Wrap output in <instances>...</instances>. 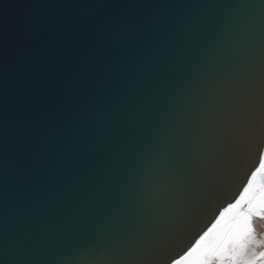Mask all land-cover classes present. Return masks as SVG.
<instances>
[{"label":"water","instance_id":"1","mask_svg":"<svg viewBox=\"0 0 264 264\" xmlns=\"http://www.w3.org/2000/svg\"><path fill=\"white\" fill-rule=\"evenodd\" d=\"M94 2L0 0V74L9 106L19 22L26 16L82 17ZM110 2L138 5L121 11L142 15L171 6L192 24L155 60L131 69L123 106L83 142L89 155L95 147L107 148L90 165H77L73 193L56 204L19 203L9 179L17 166L16 142L6 135L0 199L4 264H97L109 252L130 261L157 253L153 264H170L238 196L258 162L255 150L247 148L252 128L245 100L238 97L229 107L228 102L238 79L264 71V0ZM210 6L224 14L210 18ZM213 158L216 179L202 195L200 168Z\"/></svg>","mask_w":264,"mask_h":264},{"label":"snow or ice","instance_id":"2","mask_svg":"<svg viewBox=\"0 0 264 264\" xmlns=\"http://www.w3.org/2000/svg\"><path fill=\"white\" fill-rule=\"evenodd\" d=\"M130 7L138 5L95 0L82 17L37 21L26 16L19 22L11 106L0 74V199L5 193L3 152L8 134L16 142L17 166L9 179L19 203L51 206L71 195L79 168L107 148L95 147L89 155L83 142L123 106L131 69L155 60L192 24L171 6L150 15L121 11ZM100 8L110 11L100 13ZM207 14L213 18L224 10L210 6ZM241 96L252 128L247 148L255 150L258 162L238 196L220 207L170 264H264V239L256 224L264 220V71L238 79L228 107ZM213 160L200 168L202 195L216 179ZM156 254L130 261L109 252L97 264H153Z\"/></svg>","mask_w":264,"mask_h":264},{"label":"rangeland","instance_id":"3","mask_svg":"<svg viewBox=\"0 0 264 264\" xmlns=\"http://www.w3.org/2000/svg\"><path fill=\"white\" fill-rule=\"evenodd\" d=\"M257 231L261 237V239H264V220H257ZM263 226V228H262Z\"/></svg>","mask_w":264,"mask_h":264},{"label":"crops","instance_id":"4","mask_svg":"<svg viewBox=\"0 0 264 264\" xmlns=\"http://www.w3.org/2000/svg\"><path fill=\"white\" fill-rule=\"evenodd\" d=\"M262 228H263V226H262Z\"/></svg>","mask_w":264,"mask_h":264}]
</instances>
